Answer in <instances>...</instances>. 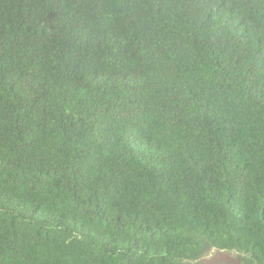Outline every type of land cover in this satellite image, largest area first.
Segmentation results:
<instances>
[{
  "label": "trees",
  "instance_id": "obj_1",
  "mask_svg": "<svg viewBox=\"0 0 264 264\" xmlns=\"http://www.w3.org/2000/svg\"><path fill=\"white\" fill-rule=\"evenodd\" d=\"M264 264V0H0V264Z\"/></svg>",
  "mask_w": 264,
  "mask_h": 264
},
{
  "label": "rangeland",
  "instance_id": "obj_2",
  "mask_svg": "<svg viewBox=\"0 0 264 264\" xmlns=\"http://www.w3.org/2000/svg\"><path fill=\"white\" fill-rule=\"evenodd\" d=\"M240 254L235 250L211 248L195 264H238Z\"/></svg>",
  "mask_w": 264,
  "mask_h": 264
}]
</instances>
